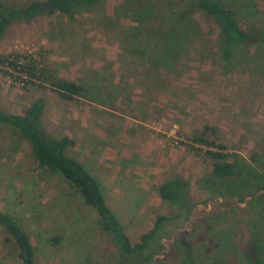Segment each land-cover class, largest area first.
I'll return each instance as SVG.
<instances>
[{"label":"rangeland","instance_id":"1","mask_svg":"<svg viewBox=\"0 0 264 264\" xmlns=\"http://www.w3.org/2000/svg\"><path fill=\"white\" fill-rule=\"evenodd\" d=\"M0 1L24 7L35 0ZM194 1L104 0L74 19L57 12L13 22L0 38V56L33 55L55 78L84 83L106 99L68 100L49 83L27 87L0 73V108L22 114L44 98L41 126L76 139L69 152L99 179L133 244L158 214L172 217L143 264H239L230 253L209 260L215 247L236 250L230 238L243 247L254 225L252 195L243 202L215 197L201 185L214 159L192 138L205 132L230 158L257 167L252 157L264 156V45L229 68L220 26ZM219 1L244 29L264 31V0ZM159 61L176 62L167 86L151 80ZM175 176L188 183L181 216L157 190ZM0 209L22 223L36 247L35 264H128L98 212L62 176L37 168L29 142L9 126L0 129ZM5 235L0 226V264H22Z\"/></svg>","mask_w":264,"mask_h":264},{"label":"trees","instance_id":"2","mask_svg":"<svg viewBox=\"0 0 264 264\" xmlns=\"http://www.w3.org/2000/svg\"><path fill=\"white\" fill-rule=\"evenodd\" d=\"M102 1L104 0H47V2L35 0L24 7L8 6L0 1V38L13 22H28L42 13L52 15L57 12L74 19L78 12ZM196 3L201 10L213 16L220 26L224 40L221 59L229 68H237L241 60L250 56L253 45H264V31L244 29L231 7L219 0H201L200 3L195 0L193 5ZM47 4H51L52 8L47 9ZM154 67V75L151 79L153 85L160 83L167 86L176 73V62L159 61ZM0 73L23 81L24 86L27 87L36 85L47 88L49 83L52 86L51 89L64 99H88L101 102L103 105L106 103V99H103L98 91L84 83L55 78L51 70L33 55H22L18 51L1 55ZM164 73L168 74L164 76ZM44 109L45 100L42 97L34 101L22 114L6 112L0 108V129H3V126H9L20 137L27 140L31 146L36 167L62 176L81 195L84 202L98 212L104 231L120 242L121 261L131 264L129 261L138 258L137 264L145 263L154 255V247L165 235L164 228L172 217L158 214L154 226L142 233L140 240L133 244L119 216L107 201L99 179L81 160L69 152L70 148L76 146V139L69 135L53 136L41 126L40 120ZM192 140L201 146H208L206 153L214 159L211 173L201 181V185L207 188L211 195L215 197L223 195L226 199L238 198L241 202L245 201L248 195L253 196L249 200L252 210L249 218L254 223L250 227V240L242 247L234 238H230L227 244L236 246V250L215 247L214 255L208 260L225 258L227 253H230L239 264H264V192L256 195L260 190H264V156L252 157L257 164L255 167L246 160L230 158L231 155L224 151L225 147L207 138L205 132L193 137ZM187 187L188 183L184 178L175 176L157 188L163 200L179 205L181 213L178 216L183 214L189 204ZM254 214L258 217L256 221H253ZM205 223L208 228L214 226L210 220L206 219ZM0 226L6 234L5 242L16 244L22 264H35L36 247L22 223L10 212L0 209ZM54 240L59 241L60 237L54 236Z\"/></svg>","mask_w":264,"mask_h":264},{"label":"water","instance_id":"3","mask_svg":"<svg viewBox=\"0 0 264 264\" xmlns=\"http://www.w3.org/2000/svg\"><path fill=\"white\" fill-rule=\"evenodd\" d=\"M197 2L199 3V0H198ZM46 8H47V9H51V8H52L51 4H47V5H46Z\"/></svg>","mask_w":264,"mask_h":264},{"label":"built area","instance_id":"4","mask_svg":"<svg viewBox=\"0 0 264 264\" xmlns=\"http://www.w3.org/2000/svg\"><path fill=\"white\" fill-rule=\"evenodd\" d=\"M181 140V139H180ZM177 144H179V141H176Z\"/></svg>","mask_w":264,"mask_h":264},{"label":"crops","instance_id":"5","mask_svg":"<svg viewBox=\"0 0 264 264\" xmlns=\"http://www.w3.org/2000/svg\"><path fill=\"white\" fill-rule=\"evenodd\" d=\"M95 176V175H94ZM106 197V196H105ZM106 199H107V197H106ZM107 201H108V199H107ZM110 204V203H109Z\"/></svg>","mask_w":264,"mask_h":264}]
</instances>
